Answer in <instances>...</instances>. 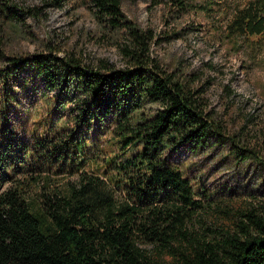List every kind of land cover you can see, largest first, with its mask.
<instances>
[{
  "label": "trees",
  "instance_id": "16d2710c",
  "mask_svg": "<svg viewBox=\"0 0 264 264\" xmlns=\"http://www.w3.org/2000/svg\"><path fill=\"white\" fill-rule=\"evenodd\" d=\"M88 1L97 18L125 32L123 68L103 61L92 68L53 52L10 58L9 73L27 64L46 87L60 90L50 108L68 110L74 130L58 140L61 130L48 135L51 126L42 124L31 152L67 172L63 183L0 168V264H156L144 245L169 257L163 264H264V212L241 213L236 229L218 236L193 231L200 204L174 156L182 161L225 143L221 125L204 110L202 88L193 86L197 77L178 79L160 68L152 36L123 17L120 0ZM170 1L181 11L195 2ZM6 5L0 13L15 19ZM225 28L229 37L261 35L264 0L234 8ZM232 146L236 160L254 156ZM5 150L18 151L6 134ZM36 163L29 162L30 173Z\"/></svg>",
  "mask_w": 264,
  "mask_h": 264
},
{
  "label": "rangeland",
  "instance_id": "374dc122",
  "mask_svg": "<svg viewBox=\"0 0 264 264\" xmlns=\"http://www.w3.org/2000/svg\"><path fill=\"white\" fill-rule=\"evenodd\" d=\"M247 2L195 0L181 11L170 0H120L123 17L152 36L150 52L160 68L178 79L194 73L193 86L203 90L204 110L222 127L221 147L185 155L182 161L179 152L174 156L200 204L193 220L199 236L234 231L247 210L264 212V165L258 163L264 164V30L238 38L225 31L232 10ZM2 3L15 19L0 13V96L6 100L0 104V139L13 137L18 151L0 152V168L17 176H48L61 184L69 179L67 172H57L56 163H43L40 151L31 155L35 136L44 132L42 124L51 126L48 135L61 130L58 140L74 130L68 110L50 108L60 90L46 87L27 64L9 73L10 58L53 52L92 68L99 61L123 68L118 46L125 32L97 18L88 0H0V8ZM66 95L61 94L69 99V89ZM232 144L254 156L236 160ZM34 157L39 169L30 173ZM144 247L156 264L169 260L152 246Z\"/></svg>",
  "mask_w": 264,
  "mask_h": 264
}]
</instances>
